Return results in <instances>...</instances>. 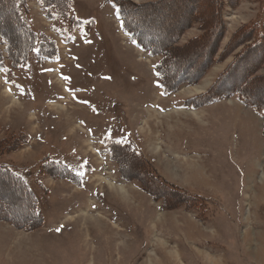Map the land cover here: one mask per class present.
<instances>
[{"label":"rangeland","instance_id":"374dc122","mask_svg":"<svg viewBox=\"0 0 264 264\" xmlns=\"http://www.w3.org/2000/svg\"><path fill=\"white\" fill-rule=\"evenodd\" d=\"M71 7L62 17L29 2L34 30L57 47L53 59L34 53L13 68L0 37V139L29 137L0 163L30 185L44 219L36 229L0 221V264H264V115L237 96L186 104L213 86L242 47L197 84L168 93L159 57L132 40L112 0H72ZM224 19L219 54L236 29L264 20V0H242ZM199 34L196 26L180 41ZM262 85L252 86L258 98ZM126 145L141 152L147 185L119 166ZM131 167L137 171L136 159ZM157 179L203 204L165 205ZM11 189L0 187L18 200Z\"/></svg>","mask_w":264,"mask_h":264},{"label":"trees","instance_id":"16d2710c","mask_svg":"<svg viewBox=\"0 0 264 264\" xmlns=\"http://www.w3.org/2000/svg\"><path fill=\"white\" fill-rule=\"evenodd\" d=\"M39 1L43 7L57 12L62 17H66L72 8V0ZM241 1L156 0L149 3H134L131 0H112V4L124 30L132 40L142 49L149 51L152 56L159 57L157 74L162 88L168 93L182 86L197 84L216 61L241 46V51L218 76L213 86L191 98L186 104L196 109L223 98L237 96L244 105L264 115V98H258L252 89L256 83L261 85L264 83V74H257L264 66V20L249 22L236 29L219 54L221 41L227 32L224 13L226 9L236 8ZM29 2L30 0H0V11L6 10L5 13L0 12V37L7 42L8 57L14 68L26 63L34 53L41 59H53L57 55L54 42L34 30ZM186 2L188 5L184 9L182 5ZM196 26L200 34L182 44L180 40L183 35ZM3 67L4 58L0 50V69ZM263 89L264 84L261 87V90ZM27 141H29L27 135L10 133L0 139V156L22 148ZM119 147L123 152H127H124L123 158L116 155L122 171L131 172L133 175L138 173L139 177H143V183L147 185L149 182L144 179L148 180L147 177L150 176L146 175L147 168L142 156L131 147ZM113 149L117 151L116 148ZM133 159L138 162L137 171L131 167ZM140 170L143 173L140 174ZM66 173L64 176L69 177V172ZM153 184L159 188L165 205L166 200L174 199L178 203H187L192 207L203 204L202 197L176 188L165 180L157 179ZM0 187L5 191L12 187L11 190L19 196L18 200L12 201L5 192L0 191V221L9 222L21 229L25 227L36 229L42 226L44 219L38 210L37 197L30 185L12 166L0 163ZM160 193L157 195H161ZM16 203L23 205L26 212H15L12 205Z\"/></svg>","mask_w":264,"mask_h":264},{"label":"bare ground","instance_id":"6f19581e","mask_svg":"<svg viewBox=\"0 0 264 264\" xmlns=\"http://www.w3.org/2000/svg\"><path fill=\"white\" fill-rule=\"evenodd\" d=\"M153 116L154 115H151V117L150 118H153ZM147 124V123H146ZM107 184H109L110 186H114V183L112 182V181H105ZM108 185V186H109ZM119 190L121 191V192H124V193H126L127 192V189L124 187V186H120L119 187ZM116 191V190H115Z\"/></svg>","mask_w":264,"mask_h":264},{"label":"snow or ice","instance_id":"6c2138e0","mask_svg":"<svg viewBox=\"0 0 264 264\" xmlns=\"http://www.w3.org/2000/svg\"><path fill=\"white\" fill-rule=\"evenodd\" d=\"M82 175V174H81ZM57 231H59V229H57Z\"/></svg>","mask_w":264,"mask_h":264}]
</instances>
